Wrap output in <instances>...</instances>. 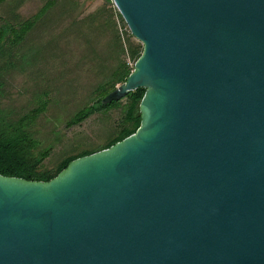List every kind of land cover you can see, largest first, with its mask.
<instances>
[{
    "label": "water",
    "instance_id": "95a60500",
    "mask_svg": "<svg viewBox=\"0 0 264 264\" xmlns=\"http://www.w3.org/2000/svg\"><path fill=\"white\" fill-rule=\"evenodd\" d=\"M143 46L130 137L50 182L0 175V264H264V0H113Z\"/></svg>",
    "mask_w": 264,
    "mask_h": 264
},
{
    "label": "rangeland",
    "instance_id": "374dc122",
    "mask_svg": "<svg viewBox=\"0 0 264 264\" xmlns=\"http://www.w3.org/2000/svg\"><path fill=\"white\" fill-rule=\"evenodd\" d=\"M46 2L47 0H9L0 7V17L11 19L14 12L18 25H22L34 20L40 11H46ZM111 7L117 14L113 0H58L42 26H37L28 37L30 42L12 50L14 69L3 72L6 79L0 81V88L4 91L0 104L5 113L22 115L41 105L46 108V112L38 120L37 137L42 145L53 148L51 164L58 162L65 152L78 145L80 148L86 145H104L123 115L125 102L118 108L92 116L78 127L67 128V123L78 112L96 101L94 97L91 100V94L116 68L113 57H109L104 48L114 40V36H119L121 26L118 28L117 23L124 20L118 12L120 18L118 15L112 18V25L106 22L103 28L94 26L92 29L86 27L85 30L84 25L78 24V21ZM94 30L97 32L95 35ZM104 30L108 33H103ZM52 31L53 35L46 37ZM41 37L42 41L35 43ZM95 37L100 40L97 49L99 54L95 58L102 54L101 62L88 56V52L93 49ZM132 41L142 45L134 37ZM54 42L60 44L56 52L40 56V48ZM99 64L101 69L105 67L103 72L100 70L101 73L97 67ZM48 92L49 96L46 97Z\"/></svg>",
    "mask_w": 264,
    "mask_h": 264
},
{
    "label": "trees",
    "instance_id": "16d2710c",
    "mask_svg": "<svg viewBox=\"0 0 264 264\" xmlns=\"http://www.w3.org/2000/svg\"><path fill=\"white\" fill-rule=\"evenodd\" d=\"M7 1L9 0H0V7ZM57 1L58 0H47L45 4L46 6L48 5L47 10L45 11L44 9L40 11L38 14L39 17L35 16L34 20L30 21L31 23L26 21L22 25H18L19 21L15 18L16 15L14 12L11 15V19L0 17V21L2 22L0 25V81H5L6 79L3 72L14 69V55L12 50L30 42L28 37L32 35V32L37 26H42V22L45 20L46 16L48 17V14L56 5ZM116 15L119 17L118 12L115 14L112 7L109 8V10L104 8L84 18L83 21H78V24L82 23L84 25L83 30H85L86 27L92 29L94 26L103 28L106 22L112 25L111 19L117 17ZM117 24L118 28L121 26L120 30L118 29L119 36H114V40L108 43L104 48L106 54L109 57H113L117 64L116 68L91 94V100L94 97L96 101L93 100L94 102L91 105L83 108L69 123H67V128L69 129L78 127L92 116L106 112L108 109L118 108L125 102L123 115L118 121L113 134L108 135L107 142L99 146L86 145L84 148H80L78 145L65 152L66 154L62 155L58 162L51 164L50 157L53 148L51 146L45 147V144L42 145V142L37 137L39 134L38 120L40 116L46 112V108L41 105L39 108L23 113L22 115L15 113L12 115L5 113L6 111L3 110L0 104V175L4 177L20 178L26 181L47 183L67 169L73 161L109 149L130 137L139 129L141 125L139 107L145 94L144 89H139L130 93L120 102H115L111 105L102 104V100L106 96L126 83L134 70L135 63L143 53V46L137 45L132 41L133 36L125 22L122 21ZM82 28L83 26H81V29ZM93 32L94 35L97 33L96 30ZM53 33L54 31H52L51 34L49 33L50 35L46 37H51ZM103 33L108 32L104 30ZM41 39L42 37L38 38L35 43L41 42ZM99 41L100 40L95 37L93 49L88 52L90 54H88L89 57L95 58V56L99 54L97 52L100 45ZM59 46L60 44H57V42L49 43L42 49L40 48L39 54L41 56L51 51L52 53L56 52ZM100 56L95 59L101 62ZM97 67L99 68V72L100 70L101 72L105 70V67L101 69V64ZM3 92V89L1 90L0 88V102L3 96L2 94H4ZM48 96L49 92L46 93V97ZM45 105H47V102H45Z\"/></svg>",
    "mask_w": 264,
    "mask_h": 264
},
{
    "label": "bare ground",
    "instance_id": "6f19581e",
    "mask_svg": "<svg viewBox=\"0 0 264 264\" xmlns=\"http://www.w3.org/2000/svg\"><path fill=\"white\" fill-rule=\"evenodd\" d=\"M106 22V21H105ZM129 29V28H128ZM130 31V30H129ZM11 68V67H10Z\"/></svg>",
    "mask_w": 264,
    "mask_h": 264
}]
</instances>
